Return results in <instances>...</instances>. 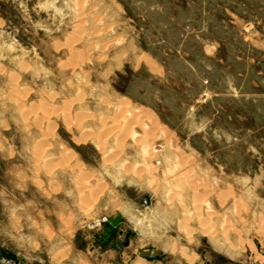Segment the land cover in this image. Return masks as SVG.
I'll list each match as a JSON object with an SVG mask.
<instances>
[{
  "label": "rangeland",
  "instance_id": "rangeland-1",
  "mask_svg": "<svg viewBox=\"0 0 264 264\" xmlns=\"http://www.w3.org/2000/svg\"><path fill=\"white\" fill-rule=\"evenodd\" d=\"M136 241L264 264V0H0V262Z\"/></svg>",
  "mask_w": 264,
  "mask_h": 264
},
{
  "label": "crops",
  "instance_id": "crops-1",
  "mask_svg": "<svg viewBox=\"0 0 264 264\" xmlns=\"http://www.w3.org/2000/svg\"><path fill=\"white\" fill-rule=\"evenodd\" d=\"M142 245H138V242L136 241V245L134 244V257L132 258L131 262L129 264H165L163 261L157 259V258H151L149 256H146L147 249H142ZM99 250H102L101 252L96 253L98 256L94 257L93 263L89 262L85 263V261H82L81 264H126L127 261L124 263L123 256L125 253L128 252L126 249L123 251H117L116 249L108 248V247H100ZM85 254V253H83ZM141 254V256H140ZM177 262V263H176ZM16 264V262L14 261ZM0 264H2L0 262ZM17 264H32L28 262H20L18 261ZM128 264V263H127ZM172 264H183L178 261H174ZM195 264H201V263H195Z\"/></svg>",
  "mask_w": 264,
  "mask_h": 264
},
{
  "label": "built area",
  "instance_id": "built-area-1",
  "mask_svg": "<svg viewBox=\"0 0 264 264\" xmlns=\"http://www.w3.org/2000/svg\"><path fill=\"white\" fill-rule=\"evenodd\" d=\"M1 263L2 264H13L10 260H8V259H2L1 260Z\"/></svg>",
  "mask_w": 264,
  "mask_h": 264
}]
</instances>
